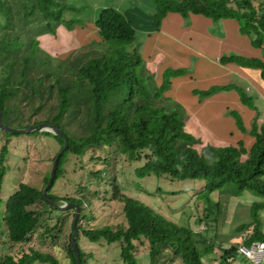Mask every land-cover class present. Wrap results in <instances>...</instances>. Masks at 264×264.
<instances>
[{
  "label": "trees",
  "instance_id": "trees-1",
  "mask_svg": "<svg viewBox=\"0 0 264 264\" xmlns=\"http://www.w3.org/2000/svg\"><path fill=\"white\" fill-rule=\"evenodd\" d=\"M147 3L148 6L140 0H122L117 8L98 11L93 18L98 40L88 47L92 52L87 51L70 63L56 59L43 44L56 37L60 28L74 32L83 24L75 0H0L3 121L16 129L49 123L68 135L69 147L59 161L49 195L58 205L74 203L81 207L77 243L82 235V239L87 238L92 243L118 244L123 264H140L136 253L138 246L145 244L149 247L150 264H157L158 260L163 264L172 263L177 258L182 264H205L206 258L211 262L219 259L218 264H236L239 238L227 249L220 250L221 256L216 258L218 229L229 216L230 200L250 194L259 200L251 203L250 220L234 231L251 230L247 244L264 243V122L258 125L254 119L249 130L237 123L242 134L254 139L249 148L245 140L220 146L203 145L201 139L188 131L186 113L181 112L179 103L169 94L172 88L170 71L166 69L158 78L148 68L140 52L137 31H159L162 20L169 13H178L184 19L190 14L203 15L213 22L234 19L242 32L252 38L254 46L264 50V0H148ZM122 5L126 9H121ZM129 9L131 16L126 15ZM243 66L260 69L264 81V61L249 59ZM175 73L182 75L181 70ZM44 86L57 90V103L35 109L33 116L44 109L45 118L31 123L32 116L25 117L21 104ZM230 88H217L213 92L211 89L210 94L230 91ZM38 133L28 135L34 137ZM54 136L63 148L64 139ZM7 140L0 155V228L5 226V235L11 245L28 243L40 226L56 238L55 231L61 233L62 229L59 225L51 227L48 217H58L63 226L66 221L60 217L65 212L45 201L44 188L38 190L22 183L5 203L1 198L6 174L5 150L10 142ZM95 154L100 155L95 159ZM114 154L129 163H141L134 170L139 180L165 177L171 182L204 183L203 189L193 197L198 202L194 205L196 213L192 215L189 210L183 213V210L167 216L155 211L140 199L125 194V187L113 176L109 177L108 185L102 186L107 187L105 198L119 203L121 226L116 231L109 225L90 230L83 228L81 222L87 221L85 197L60 198L51 194L63 174L61 166L67 162L68 155L74 156L75 165H79L74 172L84 171L90 159L101 162L103 167L90 173L96 182H101L106 180V166ZM48 179L45 177L44 186ZM88 189L89 185L82 190ZM38 205L42 206V212L34 209ZM44 214L49 215L46 220ZM72 233L71 226L66 250L71 264H77L71 247ZM78 249L81 264H86L85 253L79 245ZM34 263L59 264L52 255L34 248L23 252L21 257L11 254L0 257V264Z\"/></svg>",
  "mask_w": 264,
  "mask_h": 264
},
{
  "label": "rangeland",
  "instance_id": "rangeland-1",
  "mask_svg": "<svg viewBox=\"0 0 264 264\" xmlns=\"http://www.w3.org/2000/svg\"><path fill=\"white\" fill-rule=\"evenodd\" d=\"M122 0H75L76 6L81 12L83 24L76 27L74 32H68L59 29L57 36L52 37L47 44H43L44 48L53 55L56 59L66 60L67 62L73 63L77 56L88 52H92V49L88 47L91 43H95L98 40L96 28L93 24V18L95 14L102 8H117L119 2ZM140 2L148 6V0H140ZM131 5V1L129 6ZM124 9H126L124 7ZM132 9V8H131ZM127 16H131L130 11L126 12ZM140 31V30H139ZM143 32V31H142ZM138 35V41L144 43L147 38L143 32ZM140 36V38H139ZM132 46V45H131ZM142 48V45H141ZM148 68L152 72L153 68L147 63ZM173 68V67H172ZM168 68L170 71L168 77L177 78L178 76H186L189 73L188 69H182V75L175 73L174 68ZM155 73V72H154ZM158 75V73H157ZM171 78V79H172ZM55 84V80H54ZM235 84H238L235 85ZM249 83L245 81L233 82L231 90L235 91L240 97V103L243 107L250 110L256 108L261 115L264 117V98L256 93ZM219 86H212L210 89H217ZM228 93V91H226ZM203 95V96H202ZM26 95H23V99ZM200 98H209L211 95L198 94ZM242 97H245L244 102ZM58 100L57 90L50 89L44 86L41 89L35 91V96L31 97L30 100H23L21 106L25 113V117H31V123L36 119L41 120L45 118V110L39 111L38 114H34L33 111L42 105L44 107L49 104H55ZM181 112H184L185 107L179 103ZM233 118L237 127V123L244 124V118L242 119L241 113L236 111V108L232 106ZM186 116V115H185ZM187 118V116H186ZM201 119L198 120L200 122ZM263 122H260L261 125ZM189 124V123H188ZM191 124V125H190ZM187 129L190 133L195 135L202 140L203 145L212 144L220 146L222 143L214 141L209 133V130L202 124L190 123ZM245 126V124H244ZM249 127V126H248ZM238 129V127H237ZM0 130V155L3 147L9 139L7 145L5 161L3 167L6 169L4 183L2 185L1 198L4 203L6 200L17 191L20 184H27L38 190L45 188V177H49L53 163L52 158L62 150L60 140L54 136V134H45L39 132L34 137L28 134L14 135L10 138ZM253 141V140H252ZM246 146L249 148L250 140L247 139ZM100 154H95L96 159ZM102 155V153H101ZM67 162L62 164L61 169L63 174L56 181L51 194L63 197H74L82 199L85 197L86 206H84V215L87 221H82L81 225L85 229H97L106 225L113 228L114 231L118 230L121 222L120 214L121 209L119 208L118 202H111L105 198L106 186L110 183L109 177H116L118 182L122 183L125 187V194L140 199L143 203L150 206L155 211H158L164 215L170 216L174 213H188L194 215L195 206L198 202L195 200L194 194L203 189L204 183L201 181H174L171 182L169 179L163 177L156 179L155 177H149L146 179L139 180L135 178L134 170L141 166V163H129L124 158L118 157L115 154L109 159V164L106 166L108 174H106V180L96 182L95 178L91 176V172L98 171L103 166L101 162H94L95 160L90 159L85 166L84 171L74 172V168L77 169L79 165H75L77 162L74 156H66ZM101 164V166H97ZM76 166V167H75ZM1 168V165H0ZM264 180V178H263ZM101 184V185H100ZM89 185V189L83 192V188ZM44 190V189H43ZM217 199V197H216ZM259 200L257 197L247 194L246 196L238 199H231L228 206V218L225 222H222L218 229L219 236L217 240V247L219 248L216 252L217 255H221L220 250L227 249V247L235 242V239L240 238L244 233H237L234 231L241 223L250 220V207L253 201ZM34 209L42 212V206L38 205ZM194 209V210H193ZM4 212V208L1 210ZM65 213L60 217L65 219V224L61 226L58 222V217H48V214H44V219L48 217V221L51 227L59 225L62 232L55 231L58 236L53 238L50 234L44 232L43 226L31 236V240L28 243L11 245L5 235V226L0 228V257L4 255H14L15 257H21L23 252L28 253L31 248H34L43 254H50L59 262V264H71V260L67 253V245L69 243V236L71 233V226L73 223L75 211L66 210ZM58 228V226H57ZM202 230L205 227L202 226ZM2 233V234H1ZM81 235V234H80ZM224 242V243H222ZM78 245L83 250L86 256V264H123L120 259L119 245H109L104 241L98 243H92L89 239H82V235L79 237ZM149 247L145 244L144 246H138L136 256L140 264H150ZM206 262V261H205ZM207 263V262H206ZM213 264L216 262L212 261ZM209 263V264H212ZM34 264H49V263H34ZM157 264H163L161 260H158ZM167 264H182L180 259H176L172 263ZM244 264H247L244 262Z\"/></svg>",
  "mask_w": 264,
  "mask_h": 264
},
{
  "label": "crops",
  "instance_id": "crops-1",
  "mask_svg": "<svg viewBox=\"0 0 264 264\" xmlns=\"http://www.w3.org/2000/svg\"><path fill=\"white\" fill-rule=\"evenodd\" d=\"M123 8L124 5L121 6ZM141 32L147 38L144 43H140V52L150 68H153L152 72L156 75L158 73V78L168 68L189 70L186 76L172 78L169 93L175 101L184 105L187 126L190 123L202 124L217 143L236 144L242 140H254L237 129L232 113L235 109L232 106L241 113L248 130L254 119L260 125V122H264V117L258 110L243 107L235 91H221L204 99L198 96L201 93L211 95L212 86H219L224 90L229 89L233 82L242 80L264 98L261 70L243 66L249 59L264 61V50L254 46L252 38L242 32L236 20L222 19L213 22L203 15L194 14L184 19L178 13H169L162 20L159 31L138 30L139 35ZM222 59L226 61L223 62ZM220 256L216 254V258ZM207 259L203 260L205 264L212 263ZM218 260L213 261L218 264ZM236 261V264H250L240 256Z\"/></svg>",
  "mask_w": 264,
  "mask_h": 264
},
{
  "label": "water",
  "instance_id": "water-1",
  "mask_svg": "<svg viewBox=\"0 0 264 264\" xmlns=\"http://www.w3.org/2000/svg\"><path fill=\"white\" fill-rule=\"evenodd\" d=\"M0 130L3 133H10L13 135L30 134L33 132H49V133H52V134L59 136V137L64 139V142H65L64 147L62 148L60 153L55 158V161L53 163V167H52L48 182H47V184L43 190V197H44L45 201L51 207H53L55 209H58L60 211H66V210H70V209L75 210V216H74L73 223H72L73 233L71 236V247H72L73 253L76 257L77 264H81V258H80V253H79V249H78V243H77V236L79 235L78 222H79V218H80L82 209L79 205L74 204V203H65L63 205H58L55 201H53L50 198V195H49V191H50V189L54 183L55 177H56V172L58 169L59 161H60L62 155L67 151V149L69 147L68 135L63 130H61L58 126L53 125V124H49V123H41L38 125L28 127L26 129H16V128L10 127V126L6 125L3 121V110L1 109V107H0Z\"/></svg>",
  "mask_w": 264,
  "mask_h": 264
},
{
  "label": "built area",
  "instance_id": "built-area-1",
  "mask_svg": "<svg viewBox=\"0 0 264 264\" xmlns=\"http://www.w3.org/2000/svg\"><path fill=\"white\" fill-rule=\"evenodd\" d=\"M250 235L251 230H247L240 236V244L237 253L250 264H264V243L261 241H253L247 244Z\"/></svg>",
  "mask_w": 264,
  "mask_h": 264
}]
</instances>
